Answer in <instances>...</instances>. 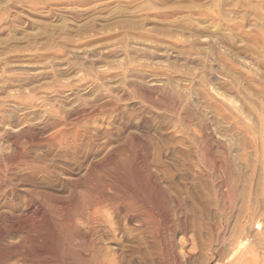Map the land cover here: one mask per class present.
Here are the masks:
<instances>
[{"label":"rangeland","instance_id":"374dc122","mask_svg":"<svg viewBox=\"0 0 264 264\" xmlns=\"http://www.w3.org/2000/svg\"><path fill=\"white\" fill-rule=\"evenodd\" d=\"M151 192L153 238L110 210ZM193 205L226 213L215 257L169 229ZM0 242V264H264V0H0Z\"/></svg>","mask_w":264,"mask_h":264},{"label":"bare ground","instance_id":"6f19581e","mask_svg":"<svg viewBox=\"0 0 264 264\" xmlns=\"http://www.w3.org/2000/svg\"><path fill=\"white\" fill-rule=\"evenodd\" d=\"M115 147V146H114ZM115 148H117V147H115ZM117 150V149H116ZM115 150V151H116ZM146 150H147V148H146ZM112 151H114V150H112ZM145 152H147V151H145ZM110 153H112V152H109V154ZM114 153V152H113ZM116 153V152H115ZM114 153V154H115ZM144 154V153H143ZM147 154V153H146ZM111 156L113 155V154H110ZM109 155V156H110ZM116 155H117V153H116ZM140 156H142V155H140ZM147 156V155H146ZM113 157V156H112ZM138 157V156H137ZM144 157H145V155H144ZM140 158V157H139ZM110 159V158H109ZM29 163V162H28ZM115 163V162H114ZM41 164V163H40ZM116 164V163H115ZM118 164V163H117ZM38 165V164H37ZM91 165V164H90ZM111 165H112V163H111ZM148 165V164H147ZM33 166V165H32ZM39 166V165H38ZM114 166H116V165H114ZM121 166V165H120ZM35 166H33V168H34ZM113 167V166H112ZM117 167V166H116ZM122 167V166H121ZM114 168V167H113ZM146 168H147V166H146ZM149 168V167H148ZM147 168V169H148ZM151 168V167H150ZM36 169H39V168H36ZM117 169H118V167H117ZM123 169H125V170H127L126 168H123ZM144 169V168H143ZM142 169V170H143ZM124 170V171H125ZM145 170V169H144ZM154 170V169H153ZM117 171V170H116ZM130 171V170H129ZM135 171V170H134ZM137 171V170H136ZM148 171H150V170H148ZM94 172V171H93ZM140 172V171H139ZM145 172V171H144ZM110 173V172H109ZM109 173L108 174H106V175H109ZM127 173H130V172H128L127 171ZM133 173V172H132ZM149 173V172H148ZM148 173H146L147 175H149L150 173H151V171H150V173L148 174ZM93 174V173H92ZM121 174V173H120ZM135 174H136V177L138 176V174L135 172ZM104 175H105V173H104ZM106 175L104 176V177H106ZM113 175V174H112ZM142 175V178H143V173L141 174ZM151 175V174H150ZM153 175H155V174H153ZM86 176V175H85ZM96 176V175H95ZM124 176V175H123ZM129 176V175H128ZM140 176V175H139ZM138 176V177H139ZM103 177V176H102ZM101 177V178H102ZM108 177H110V176H108ZM107 177V178H108ZM113 177V176H112ZM137 177V179H139ZM150 177V176H149ZM156 177V176H155ZM155 177H153V178H155ZM94 177H92V179H93ZM95 178H97V176L95 177ZM100 177H99V180L101 179ZM114 178V177H113ZM115 178H116V176H115ZM122 178V181L124 180L123 179V177H121ZM127 178V177H126ZM144 178H145V175H144ZM152 178V179H153ZM118 179V178H117ZM134 179V178H133ZM136 179V180H137ZM151 179V178H150ZM98 180V179H97ZM96 180V181H97ZM106 180V179H105ZM126 180V179H125ZM147 180V179H146ZM149 180V179H148ZM148 180H147V182H148ZM93 181L94 180H92V183H93ZM103 181H104V178H103ZM112 181H114L113 179H112ZM115 181H118V180H115ZM122 181H118L117 183L119 184V185H122L123 186V182ZM130 181H131V179H130ZM133 181V180H132ZM139 181V180H138ZM145 181V180H144ZM152 181V180H151ZM154 181H156V180H154ZM154 181H152L150 184H152ZM126 182V181H125ZM146 182V183H147ZM110 183V182H109ZM133 183V182H132ZM138 183H140V182H138ZM156 183V182H155ZM154 183V184H155ZM88 184V183H87ZM97 184V183H96ZM98 184H102V183H100V181H99V183ZM105 184V183H104ZM103 184V185H104ZM111 184V183H110ZM112 184H113V182H112ZM116 183H114V185H115ZM115 185V186H119V185ZM127 184V183H126ZM129 184V183H128ZM130 184H131V182H130ZM145 184V183H144ZM143 184V185H144ZM149 184V185H150ZM105 185H107V184H105ZM104 185V186H105ZM110 186L109 184L107 185V186H110L109 187V189H111L113 192H114V198L115 199H117L118 197H121V194H123V193H121L120 192V190L119 189H117V188H115V186ZM135 186H137L136 185V183L134 184ZM139 185V184H138ZM146 186H147V184H145ZM155 185H157V184H155ZM85 186V185H84ZM87 186V185H86ZM85 186V187H86ZM107 186H105V187H107ZM121 186V187H122ZM125 186H127V185H125ZM133 186V185H132ZM141 186H142V183H141ZM154 186V185H153ZM98 187H100V185L98 186ZM102 187V186H101ZM131 187V186H130ZM140 187V186H139ZM155 187V186H154ZM87 188V187H86ZM118 188H120V187H118ZM145 188V187H144ZM148 188V187H147ZM90 189V188H89ZM93 189V188H92ZM108 189V188H107ZM121 189V188H120ZM130 189V188H129ZM153 189V188H152ZM156 189V188H155ZM78 190V189H77ZM88 190V189H87ZM101 193H103L102 191H101V189H98ZM123 190V189H122ZM144 190V189H143ZM149 190V189H148ZM151 190V189H150ZM236 190V189H235ZM73 191H75V190H73ZM72 191V192H73ZM90 191H91V189H90ZM96 191V190H95ZM98 191V192H99ZM124 191V190H123ZM122 191V192H123ZM93 192H94V190H93ZM97 192V191H96ZM98 192H97V194H98ZM107 192V191H106ZM110 192V191H109ZM144 193H145V191H143ZM147 192H149V191H147ZM154 192V191H153ZM34 193V192H33ZM32 193V194H33ZM84 193H87L88 194V191L86 192H84ZM100 193V194H101ZM129 193V192H128ZM131 193H132V195H133V199H138V197H137V195L135 194V193H133L132 191H131ZM31 194V195H32ZM35 194V196L33 197V200H34V198H38V201L40 202V200L42 199V200H45V199H47V198H49V197H47L46 195H45V197H47V198H45L44 196H43V194L41 193V192H36V193H34ZM72 194V193H71ZM70 194V195H71ZM89 194H91V193H89ZM89 194H88V196H89ZM99 194V195H100ZM104 194V193H103ZM126 194V193H125ZM152 192L150 193V199L149 198H147V200L148 201H145L144 200V202H145V205L148 207V209L146 208V207H144V205H143V203L140 201L139 203L137 202H135L134 204H132V201H131V203H128V202H123L122 203V201H121V203H116L117 205H113V204H115L114 202H113V206H114V209H110V210H115L114 212H115V214H117V216L118 217H121L122 215L124 216L123 218H125V220L124 221H126L125 223H127L128 224V222H130V223H132L133 221L135 222V221H137L138 223H140L141 224V226L143 225V226H145L146 228H149L150 227V232H151V234H153V232L154 231H156L155 230V224H157V217L154 215V212H153V206H154V204H156V203H154L153 204V202L155 201H153V197H152ZM92 195H94V194H92ZM96 195V194H95ZM98 195V196H99ZM107 195V194H106ZM110 195V194H109ZM106 196V197H110V196ZM144 195V194H143ZM155 195H157L156 193H155ZM28 196V195H27ZM26 196V197H27ZM73 196V195H72ZM124 196V195H123ZM147 195H145V197H146ZM148 196V197H149ZM238 196V195H237ZM249 196H250V194L247 192V200H246V195H245V193H243L242 195H240V196H238L237 197V204H239L240 205V208L242 209V210H244L245 211V213H247V217H248V220L246 221V222H248V221H250V219H251V214H250V205H249V203H247L249 200H250V198H249ZM32 197V196H31ZM50 197H52V196H50ZM63 197V196H62ZM92 197H94V196H92ZM91 197V199H93ZM96 197V196H95ZM112 197V196H111ZM125 197V196H124ZM156 197V196H155ZM236 197V196H235ZM71 198V197H70ZM69 198V199H70ZM86 198V197H85ZM87 198H89V197H87ZM97 198V197H96ZM100 198H101V196H100ZM113 198V199H114ZM122 198V197H121ZM142 198V197H141ZM158 198V197H157ZM32 199V198H31ZM52 199V198H51ZM51 199H50V201H51ZM60 199V198H59ZM68 199V198H67ZM58 200V199H57ZM86 200V199H85ZM84 200V201H85ZM89 200V204H90V199H88ZM98 200H99V198H98ZM112 200V199H111ZM125 200H127V199H125ZM125 200H123V201H125ZM26 202V204H28V205H26L27 206V211H25V214H27V216L30 214L31 215V212L33 211L32 209H33V207H32V204L34 203V202H32V201H28L27 202V199L25 200ZM34 201H36V200H34ZM54 201V200H53ZM56 201V200H55ZM63 200H61V203L62 204H64L63 202H62ZM75 201H77V200H75ZM93 201V200H92ZM97 201V200H96ZM95 201V202H96ZM109 201V200H108ZM119 201V200H118ZM128 201H130L129 199H128ZM157 201H158V199H157ZM45 202V201H44ZM46 202H48L49 203V201H47L46 200ZM45 202V203H46ZM65 202V201H64ZM74 202V201H73ZM86 202H87V200H86ZM94 202V203H95ZM106 202V201H105ZM104 202V203H105ZM246 202V203H245ZM35 203H37V202H35ZM48 203H46V205L48 206ZM52 203V202H51ZM55 203V202H54ZM66 203H69V202H66ZM75 203V202H74ZM74 203H72V204H74ZM93 203V202H92ZM91 203V204H92ZM93 203V204H94ZM103 203V202H102ZM107 203V202H106ZM42 204H43V201H42ZM42 204H37L36 205V207L38 208V210L40 211L39 213L40 214H45L46 212H44V213H41V212H43L45 209H47L46 207H45V209L43 208L44 206H42ZM56 207H58L57 208V210H60L59 209V207H60V200H58V201H56ZM71 204V205H72ZM79 204V203H78ZM87 204V203H86ZM96 204H99L98 203V201H97V203ZM152 204H153V206H152ZM216 204L218 205V202H216ZM245 204V205H244ZM49 205H50V203H49ZM54 205V204H53ZM69 205H70V203H69ZM77 205V204H76ZM85 205V204H84ZM101 205V204H100ZM25 206V207H26ZM34 206V205H33ZM51 207H52V205H50ZM65 206V205H64ZM78 206H80V204L78 205ZM92 207H93V205H91ZM61 207H63V206H61ZM60 207V208H61ZM71 207V206H70ZM85 207V206H84ZM83 207V208H84ZM88 207V206H87ZM89 207H90V205H89ZM88 207V208H89ZM92 207H90V208H92ZM95 207H97V206H95ZM99 207V206H98ZM97 207V208H98ZM109 207H110V205H109ZM108 207V208H109ZM156 207H157V204H156ZM36 208V209H37ZM49 208V207H48ZM55 208V207H54ZM67 208V207H66ZM75 208V207H74ZM87 208V209H88ZM89 208V209H90ZM94 208V207H93ZM113 208V207H112ZM35 209V210H36ZM56 209V208H55ZM71 209H73V208H71ZM77 209V208H76ZM79 209V208H78ZM81 209H82V207H81ZM80 209V210H81ZM107 209V208H106ZM207 209H208V207L206 206L205 208H201V207H199V206H196V205H193V206H191V207H189V208H187L186 210H185V212H184V219H177V218H175V220L173 221L174 222V225L172 224V227H169V229L170 228H172V230H174L175 232H176V230L175 229H177V230H179V231H186V233L188 234L189 232H192V234H190V238H191V240L193 241V246H194V249H196L197 247H199L200 245H205V246H207L209 249H214L213 250V256L215 257L216 255H218V253H219V247H220V245L221 244H223L224 245V239H221L220 238V231L223 229V225H224V223H223V225H222V219H224V216H225V211H224V209H222V211L221 212H219V214H218V216L216 217V222L215 223H208V221H207V214H208V212H207ZM34 210V211H35ZM54 210V209H53ZM62 210V209H61ZM85 210V209H84ZM97 210V209H96ZM102 210V209H101ZM103 210H104V208H103ZM109 210V209H108ZM158 210V209H157ZM23 211V212H24ZM56 211V210H55ZM73 211V210H72ZM79 211V210H78ZM93 211V210H92ZM51 212H53V211H51ZM59 212V211H58ZM57 212V213H58ZM86 212V211H85ZM156 212V211H155ZM47 213L49 214L50 212H48L47 211ZM61 213V212H60ZM70 213L71 212H69V215H70ZM77 213V212H76ZM81 213H83V212H81ZM81 213H78V216H77V218L79 219V214H81ZM95 213H96V211H95ZM102 213V212H101ZM157 213V212H156ZM21 214L23 215L24 213H22L21 212ZM24 214V215H25ZM48 214H45L46 216L48 215ZM51 214V213H50ZM56 214V213H55ZM63 214V213H62ZM71 214H73V212L71 213ZM84 214V213H83ZM85 214H88V220H90V219H92V216H95V215H93L90 211L88 212L87 211V213H85ZM84 214V215H85ZM52 215V214H51ZM57 215V214H56ZM60 215V214H59ZM68 215V214H67ZM66 215V216H67ZM74 215V214H73ZM98 215V217L97 218H99V214H97ZM96 215V216H97ZM113 215V214H112ZM14 216V215H13ZM44 215H42V217H43ZM55 216V215H54ZM58 216V215H57ZM65 216V217H66ZM81 216H82V214H81ZM10 217V216H9ZM71 217V216H70ZM75 217H76V214H75ZM82 217H84V216H82ZM54 218H56V217H54ZM60 218V217H59ZM61 218H63V217H61ZM76 218V219H77ZM117 218V217H116ZM116 218H114V220H116ZM10 219V221H11V218H9ZM52 220H53V218H51ZM63 219H65V218H63ZM62 219V220H63ZM69 219V218H68ZM78 219H77V222H79L78 221ZM84 219H86V218H84ZM95 219H96V217H95ZM99 219H101V218H99ZM118 219V218H117ZM241 219H242V217H241ZM244 219V218H243ZM246 219V218H245ZM244 219V220H245ZM52 220L49 222V223H54V221L56 222V220H54L53 222H52ZM97 220V219H96ZM252 220V219H251ZM14 221V220H13ZM31 221V220H30ZM30 221H29V223H30ZM57 221H58V219H57ZM67 221V220H66ZM65 221V222H66ZM101 221V220H100ZM99 221V222H100ZM118 221V220H117ZM15 222V221H14ZM59 222H60V219H59ZM75 222V221H74ZM82 222V221H81ZM86 222H87V220H86ZM90 222H92L93 223V221H91L90 220ZM115 222V221H114ZM123 222V221H122ZM226 222L228 223V224H230L229 222H228V220H226ZM245 222V221H244ZM36 223V222H35ZM63 223V222H62ZM89 223V222H88ZM91 223V224H92ZM119 223V222H118ZM13 224V223H12ZM32 224V223H31ZM56 224H58V223H56ZM61 224V223H60ZM64 224V223H63ZM67 224H69V226L71 225V224H73V221L72 220H69L68 221V223ZM77 224V223H76ZM94 224V223H93ZM101 223H99V225H100ZM113 224H115V223H113ZM117 224V223H116ZM139 224V225H140ZM170 224V223H169ZM24 224H22V226H23ZM78 225V224H77ZM88 225V224H87ZM90 225V224H89ZM94 225H96V223L94 224ZM13 226V225H12ZM16 225L14 224V227H15ZM33 226V225H32ZM37 226V225H36ZM53 226H55V225H53ZM58 226V225H57ZM62 226V225H61ZM115 226V225H114ZM119 226V225H118ZM136 226H138V225H136ZM170 226H171V224H170ZM19 226H16L15 228H18ZM24 227H25V225H24ZM26 227H28V226H26ZM30 227H31V225H30ZM51 227V226H50ZM64 227V226H63ZM73 227H75V226H73ZM78 227L79 226H76L75 228H77V232L79 231V229H78ZM89 227H92V226H89ZM102 227V226H101ZM117 227V225L113 228V230L115 229ZM152 227H153V229H152ZM239 227H241V225H239ZM29 228V227H28ZM32 228V227H31ZM56 228V227H55ZM61 228V227H60ZM74 228V229H75ZM93 228V227H92ZM99 228V227H98ZM14 228H12V230H13ZM23 229V228H22ZM51 229H52V227H51ZM57 229V228H56ZM55 229V230H56ZM64 229V228H63ZM66 229V228H65ZM65 229H64V231H65ZM67 229H68V225H67ZM95 229H96V227H95ZM94 229V230H95ZM144 229V228H143ZM11 230V231H12ZM15 230V229H14ZM19 230H20V228H19ZM18 230V231H19ZM30 230V229H29ZM32 230H34V229H32ZM53 230V229H52ZM55 230H53V231H55ZM70 230V229H69ZM93 230V229H92ZM116 230H117V228H116ZM116 230H115V232H116ZM142 230V229H141ZM145 230V229H144ZM148 230V229H147ZM15 231H17V230H15ZM28 231V230H27ZM39 231V230H38ZM74 231V230H73ZM81 231V230H80ZM89 229H88V235H91V234H89ZM98 231V230H97ZM97 231H96V234H97ZM158 231V230H157ZM14 232V231H13ZM33 232V231H32ZM58 232V231H57ZM63 232V231H62ZM76 232V231H75ZM95 232V231H94ZM99 232V231H98ZM171 232V231H170ZM3 234H4V232H2ZM24 233V232H23ZM28 233H31V231H29ZM55 233H56V231H55ZM66 233V232H65ZM70 233H72V230L70 231ZM174 233V232H173ZM13 234V233H12ZM54 234V233H53ZM60 234V233H59ZM74 234V233H73ZM84 234V233H83ZM95 234V233H94ZM94 234H92V235H94ZM175 234V233H174ZM205 234H206V236H205ZM39 235V234H38ZM57 235V234H56ZM61 235H62V233H61ZM66 235H68V234H66ZM72 235V234H71ZM80 235V234H79ZM82 235V234H81ZM85 235V237H87L86 235L87 234H84ZM83 235V236H84ZM91 235V236H92ZM22 236V235H21ZM27 236V235H26ZM29 236V235H28ZM30 236H31V234H30ZM32 236H33V233H32ZM65 236V235H64ZM153 236H154V234L151 236V238H153ZM1 237H2V234H1ZM6 237V236H5ZM23 237V236H22ZM24 237H25V234H24ZM45 237V236H44ZM54 237V236H53ZM52 237V238H53ZM58 237H59V235H58ZM61 237V236H60ZM60 237H59V239H60ZM74 237V236H73ZM77 237V236H76ZM79 237V236H78ZM77 237V238H78ZM82 237V236H81ZM27 238V237H26ZM32 239H33V237H31ZM36 238V237H35ZM34 238V239H35ZM50 239V240H53V239ZM57 238V237H56ZM69 238H72V237H69ZM76 238V239H77ZM83 238V237H82ZM81 238V239H82ZM88 238V237H87ZM3 239V238H2ZM22 240H25V239H23V238H21ZM31 239V240H32ZM62 239V238H61ZM75 239V240H76ZM88 239H90V238H88ZM78 240V239H77ZM20 241V240H19ZM26 241V240H25ZM33 241V240H32ZM45 241H47L46 239H45ZM62 241H64V240H62ZM67 241V240H66ZM79 241V240H78ZM84 241H86V240H84L83 239V243H85L86 244V242H87V244H89L88 243V241L89 240H87L86 242H84ZM97 241V240H96ZM58 242H60V241H58ZM57 242V243H58ZM71 242H73V241H71ZM76 242V241H75ZM79 242H82V241H79ZM90 242V241H89ZM1 243V242H0ZM49 243H51V242H49ZM70 242H68V244H69ZM4 244V243H3ZM2 243H1V245H3ZM52 244V243H51ZM63 244V243H62ZM79 244H82V243H79ZM92 244V243H91ZM57 245V244H56ZM59 245H61V244H59ZM242 245L243 244H241L240 242L238 243V244H233V243H231L229 246H230V249H229V251H230V255L233 257L234 255L235 256H238L239 258H241L240 257V255H239V252H240V250L242 249ZM52 246H54V245H52ZM2 247H4V246H2ZM8 247H9V244H8ZM12 247V246H11ZM13 247H15V246H13ZM56 247V246H55ZM88 247H90V246H88ZM16 248V247H15ZM53 248V247H52ZM63 248V247H62ZM61 248V249H62ZM4 249V248H3ZM12 249V248H11ZM10 249V250H11ZM60 249V250H61ZM70 249H71V247H70ZM92 249V248H91ZM9 250V251H10ZM19 250H21V249H19ZM53 250V249H52ZM57 250H58V247H57ZM65 250V249H64ZM16 251V250H15ZM22 251V250H21ZM71 251V250H70ZM92 251V250H91ZM49 252V251H48ZM54 252V251H53ZM85 252V251H84ZM90 252V251H89ZM6 253V252H5ZM10 253V252H9ZM15 253V255H16V253H17V251L16 252H14L13 251V254ZM25 253H27L26 251H25ZM29 253V252H28ZM50 253V252H49ZM57 253H58V251H57ZM18 254H20L19 252H18ZM23 254V253H22ZM22 254H20V256L22 255ZM46 254V253H45ZM45 254H42V255H45ZM91 254H92V252H91ZM9 255V254H8ZM15 255H13V256H15ZM25 255V254H24ZM49 255V254H48ZM54 255V254H53ZM55 255H56V253H55ZM51 256V255H50ZM7 257V256H6ZM27 257V256H26ZM29 257V256H28ZM53 257V256H52ZM51 257V259L53 260V258ZM70 257V256H69ZM4 258H5V256H4ZM67 258V257H66ZM75 258H78L77 257V255H76V257ZM8 259H10L9 257H8ZM69 259H71V258H69ZM68 259V260H69ZM237 259V258H236ZM14 260V259H13ZM74 260V259H73ZM72 260V261H73ZM75 260H77V259H75ZM80 260V259H79ZM55 261V260H54ZM57 261V260H56ZM78 261V260H77ZM74 262V263H78V262ZM31 262V261H30ZM51 262V261H50ZM58 262V261H57ZM59 262H61V261H59ZM237 262V261H236ZM47 263V262H46ZM62 263V262H61ZM106 263V262H105ZM51 264V263H50ZM53 264V263H52ZM60 264V263H59ZM64 264H66V263H64ZM72 264V263H71ZM87 264V263H86Z\"/></svg>","mask_w":264,"mask_h":264}]
</instances>
